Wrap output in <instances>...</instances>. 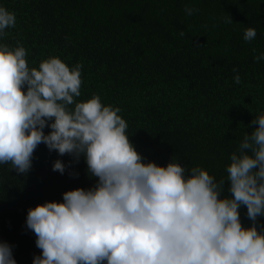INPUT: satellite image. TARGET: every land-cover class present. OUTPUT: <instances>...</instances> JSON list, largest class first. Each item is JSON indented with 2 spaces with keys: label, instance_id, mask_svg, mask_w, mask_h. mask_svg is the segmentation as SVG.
<instances>
[{
  "label": "trees",
  "instance_id": "1",
  "mask_svg": "<svg viewBox=\"0 0 264 264\" xmlns=\"http://www.w3.org/2000/svg\"><path fill=\"white\" fill-rule=\"evenodd\" d=\"M0 5L17 18L3 43L21 42L30 67L50 56L70 67L82 63L77 102L99 94L105 105L120 107L130 141L146 161L166 167L176 157L182 167L200 166L217 181L227 179L231 154L264 112V61L254 59L264 52V0H0ZM186 6L198 11L188 16ZM248 27L257 30L251 43L243 39ZM56 160L72 166L61 175L52 170ZM95 183L83 158L76 163L44 144L26 175L0 165V242L14 246L17 264H33L41 255L26 227L28 210L63 202L64 193ZM229 187L226 181L221 199L231 197ZM239 211L242 225L250 228L246 206ZM256 224L259 230L264 217Z\"/></svg>",
  "mask_w": 264,
  "mask_h": 264
},
{
  "label": "clouds",
  "instance_id": "2",
  "mask_svg": "<svg viewBox=\"0 0 264 264\" xmlns=\"http://www.w3.org/2000/svg\"><path fill=\"white\" fill-rule=\"evenodd\" d=\"M16 25L15 13L0 5V165L26 175L44 144L76 163L83 158L96 178L91 189L28 210L26 227L41 250L33 264H264V225L256 224L264 217V112L231 154L226 180L182 167L176 157L158 166L130 141L120 107L105 105L99 94L77 102L82 63L70 67L50 56L30 67L21 42L3 43ZM256 37L255 28L245 29L246 42ZM254 59L264 61V52ZM71 166L56 160L52 170L63 175ZM226 181L231 197L221 199ZM242 206L250 228L242 225ZM13 248L0 242V264H17Z\"/></svg>",
  "mask_w": 264,
  "mask_h": 264
}]
</instances>
